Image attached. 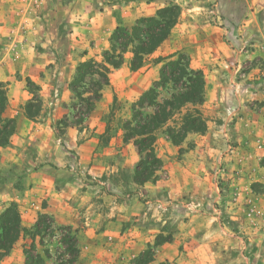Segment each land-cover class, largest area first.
Here are the masks:
<instances>
[{"label": "crops", "instance_id": "crops-1", "mask_svg": "<svg viewBox=\"0 0 264 264\" xmlns=\"http://www.w3.org/2000/svg\"><path fill=\"white\" fill-rule=\"evenodd\" d=\"M169 5L179 7L169 37L136 71L130 70L126 52L121 66L110 69L94 109L77 124L69 87L77 65L101 58L117 26L130 27ZM263 46L264 0H0L3 117L15 119L8 144L0 146V210L15 203L21 228L32 227L40 214L51 216L55 227L70 228L76 264L132 261L153 247L158 227L168 221L176 223V232L172 241L153 249V264H264V234L247 228L241 198L233 203L228 190L220 193L213 182L219 163L235 168L224 145L225 125L216 124L223 110L234 107L264 139L262 119L251 109L264 104ZM175 52L203 73L207 131L187 134L183 144L192 141L193 148L171 162L179 147L159 133L157 180L137 184L140 155L132 140L123 141L118 116L107 115L115 100L117 111L127 112L122 118H128L132 103L159 78L162 63L154 59ZM240 68L246 80L237 78ZM28 80L38 87L40 100L32 118L24 111L33 96ZM233 128L232 142H252L239 121ZM257 171L258 177L248 179L263 183L264 170ZM247 182L235 184L242 188ZM258 199L264 207V197ZM159 205L167 212L158 211ZM227 218L246 234L221 223ZM20 240L0 264H24Z\"/></svg>", "mask_w": 264, "mask_h": 264}, {"label": "trees", "instance_id": "trees-1", "mask_svg": "<svg viewBox=\"0 0 264 264\" xmlns=\"http://www.w3.org/2000/svg\"><path fill=\"white\" fill-rule=\"evenodd\" d=\"M179 16V7L169 5L156 11L152 17L139 18L130 27L117 26L109 38V48L105 50L101 61L89 59L79 63L75 76L69 84L73 100L78 101L80 109L71 104L75 113L76 123L83 124L88 114L94 109L95 103L101 98V90L108 85L110 69H116L123 63V55L131 54L129 68L140 69L145 57L155 52L169 37ZM154 63H162L159 78L141 94L131 105L130 114L124 121L119 119L123 130V141H133L140 155L135 171L134 181L142 184L156 181V172L161 168L162 161L155 152V142L159 133L166 135L174 146L179 147L187 134H202L206 131V119L201 106L204 102V77L202 71L189 67L188 57L175 52L166 57L154 59ZM88 85L90 87H88ZM86 86L87 88H83ZM32 98L27 102L24 111L27 117L38 114L40 100L38 87L27 81ZM82 89V90H81ZM6 107V88L0 83V146H6L15 129V119L3 117ZM115 100L107 118L113 117ZM163 227L155 237L153 247L142 252L132 260V264H153L155 247L169 243L172 234L163 237ZM60 233V243L65 246L69 259L61 264H74L77 257L76 237L67 227L54 228L52 219L40 214L30 228H21L20 212L15 203H8L0 210V260L7 256L15 243L21 238H28L29 245L24 246V264H47L50 253L47 249L38 252L37 245L42 246L46 235ZM156 264H166L164 262Z\"/></svg>", "mask_w": 264, "mask_h": 264}, {"label": "rangeland", "instance_id": "rangeland-1", "mask_svg": "<svg viewBox=\"0 0 264 264\" xmlns=\"http://www.w3.org/2000/svg\"><path fill=\"white\" fill-rule=\"evenodd\" d=\"M261 48L264 49V46ZM102 53H100V55H102ZM101 59L102 57L101 58L97 57V61ZM261 68L263 69L262 71L264 75V65H262ZM244 72L245 70H242V68H240L238 72L236 73L237 78H239V80L244 79L243 78ZM88 87L90 86L88 85ZM83 88L85 89L87 87L84 86ZM71 104L76 106L77 111L78 109H80L78 101L75 100V102ZM251 109L253 112H255V114L261 117L262 129H264V104H254L253 106L251 105ZM117 110L118 108L114 107V113H113L112 118L115 119L114 117L118 116L119 119H122L124 121L125 118H122V117L127 112L123 114L122 111H117ZM222 112H224L225 116L223 119L221 118L218 119L216 124L218 126V129L222 128L225 125L224 128H226V130L224 131L225 132L224 134H226V136H223L224 143H225L223 144L225 145L227 153L231 157L230 159L232 161V165L235 164V168L232 170L230 168H226L225 166H222V165L220 166L221 163H219L217 166L218 173L215 175L214 177L215 180H213V182L218 187L220 193H222V191L224 193L228 190V193H230L231 195L230 196L231 201L233 203H236V202L238 203V199L241 198L239 202H241V205H242V213H243L242 219H244V222L250 231L252 232L255 231L260 236L264 234V207H262L260 203L258 202L259 201L258 197L259 198L264 197V177L263 179H261L259 176V179H261L263 183L262 182H250L251 181L250 179L258 177V174H257L258 171L256 172L257 167L262 168L264 170V139L260 137V135H258V133L260 132V128L259 129L256 128V125L252 124V121L248 119L241 121L242 116L237 113L234 107L233 108L229 107L223 110ZM238 121L241 123L242 127L249 129L250 135L253 138L252 142L247 141V142H244L242 145L234 141L232 142L231 140L232 137L231 135L229 136L228 133L229 131L231 132L234 129L233 127ZM206 131H207V124H206ZM205 132L200 135H204ZM158 136L161 137V134H159ZM180 147H181L180 149H182V152L180 153L178 149L177 155L170 157L169 159L170 162L172 160H176V161L181 160L183 155L193 148V142L189 141L184 144L182 143ZM254 159L256 160V163L253 166ZM246 168H249L250 174L245 175ZM240 180L242 181L246 180V182L247 181L248 182L246 183V185H244V187L242 186L241 188L235 184L239 182ZM165 202L169 204L168 199L165 200ZM185 203L190 204L191 202L186 201ZM219 208H222V206H220ZM156 209H158V211H161V212L163 211L164 213L167 212V210L163 208L159 209L158 207H156ZM187 209L191 210V207H187ZM49 217L51 218V216ZM221 223H224L227 226H229L232 229V231L234 233L236 232L239 236H243V234H246V233L239 232L240 228L238 229V227L240 223L236 221H232L227 218V219H223ZM163 227L168 228V230L164 231L163 237L168 235V233H171L173 236L174 233L176 232V223L174 221H168L166 222L164 226H159L158 228L161 230ZM54 228L56 229L58 227L54 226ZM172 238H171V241H172ZM59 240H60V233L58 231H55L54 234L46 235L44 237V242L42 246L37 245L36 250L38 252H42L43 249H47L49 251L51 259L47 260V264H61V263H65L69 259V256L65 252V246L61 244ZM242 240L245 241V238ZM27 245H29V239L22 238V240H20L17 247L24 248V246H27ZM76 251H77V241H76ZM77 258H78V251H77L76 261L74 264H76ZM261 259L264 260V255L261 256ZM15 260H17L16 257H15ZM123 263L132 264V261L127 262V258H126ZM11 264H16V263H11Z\"/></svg>", "mask_w": 264, "mask_h": 264}, {"label": "built area", "instance_id": "built-area-1", "mask_svg": "<svg viewBox=\"0 0 264 264\" xmlns=\"http://www.w3.org/2000/svg\"><path fill=\"white\" fill-rule=\"evenodd\" d=\"M158 208H163L161 205H159V207Z\"/></svg>", "mask_w": 264, "mask_h": 264}]
</instances>
